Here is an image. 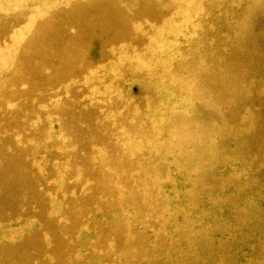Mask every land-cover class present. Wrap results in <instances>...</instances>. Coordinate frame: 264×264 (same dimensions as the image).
Here are the masks:
<instances>
[{
  "label": "rangeland",
  "instance_id": "1",
  "mask_svg": "<svg viewBox=\"0 0 264 264\" xmlns=\"http://www.w3.org/2000/svg\"><path fill=\"white\" fill-rule=\"evenodd\" d=\"M0 264H264V0H0Z\"/></svg>",
  "mask_w": 264,
  "mask_h": 264
}]
</instances>
